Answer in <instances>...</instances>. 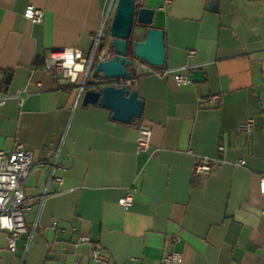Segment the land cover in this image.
Instances as JSON below:
<instances>
[{
	"label": "crops",
	"instance_id": "obj_1",
	"mask_svg": "<svg viewBox=\"0 0 264 264\" xmlns=\"http://www.w3.org/2000/svg\"><path fill=\"white\" fill-rule=\"evenodd\" d=\"M166 1L135 0L165 33L167 74L137 79L143 116L125 125L97 105L74 109L77 87L43 70L49 50L91 53L111 0H0V90L29 93L22 105L10 98L0 107V150L21 145L36 165L69 128L63 182L35 169L24 216L33 234L12 253L0 232V264H96V246L109 264H160L171 253L180 264H264V0ZM29 5L45 11L42 24L23 17ZM147 28L135 23L136 43ZM195 71L203 82H176ZM218 94L219 108L199 106ZM249 119L253 133L240 134ZM142 122L153 135L137 154ZM196 157L213 160L210 174H195ZM131 189L125 210L118 202Z\"/></svg>",
	"mask_w": 264,
	"mask_h": 264
},
{
	"label": "built area",
	"instance_id": "obj_2",
	"mask_svg": "<svg viewBox=\"0 0 264 264\" xmlns=\"http://www.w3.org/2000/svg\"><path fill=\"white\" fill-rule=\"evenodd\" d=\"M116 0H111L109 8L104 15L103 24L99 34L96 37L94 49L89 54L75 48H67L63 50H49L45 57V65L43 70L53 73L57 82L67 81L70 85L77 87V96L74 103L76 109L82 102L83 95L88 89H100V87L112 85L114 87H123L128 85L135 87L137 79L144 75H153L162 77L167 73L162 72L157 67H152L140 60L132 66V76L129 79L107 80L105 78L98 80L94 74L95 66L100 61L110 59L111 33L110 26L112 22V13ZM171 1L167 0L165 8L171 5ZM23 17L33 24H42L45 20V11L36 8L33 5L27 6L23 13ZM194 55V52H190ZM189 70V68H185ZM175 80L180 85L191 84L190 74L176 75ZM29 93L24 89L14 95H8L0 90V107L6 105L10 98H15L24 103ZM200 107L219 108L221 104V96L211 95L200 98L198 100ZM255 122L253 119L247 120L239 127V133L250 135L254 131ZM153 131L152 128L145 122H142L138 128L137 136V154L147 153L151 147ZM69 137V128L67 127L60 136L59 142L53 148L52 155L38 164H34V157L31 151L26 150L23 146L17 145L11 151L0 150V232H5L8 235V249L12 253L17 251V242L23 235H27V241L30 242L33 234V229H29L25 223V212L27 197L25 189L28 181L37 167L44 170L47 174L49 184L53 181L61 184L63 178L58 176V172H64L62 166L63 159L66 158V143ZM53 145H50L51 148ZM224 147L221 146L220 150ZM237 166L243 167L246 165L245 160H240L235 163ZM214 168L213 160L208 157H196L194 172L197 175H208ZM260 192L264 195V174L260 181ZM45 198H41L39 206ZM119 205L128 210L134 204V190L128 191L125 197L119 200ZM54 229L58 228V223H52ZM61 233L66 234L64 229ZM73 234H78L76 228L72 230ZM80 243H87V237H79ZM28 244L25 248L27 251ZM92 260L96 264H109V257L102 253L100 246H96L91 254ZM182 255L179 253H171L165 255L160 264H180ZM73 264H80L78 262Z\"/></svg>",
	"mask_w": 264,
	"mask_h": 264
},
{
	"label": "water",
	"instance_id": "obj_3",
	"mask_svg": "<svg viewBox=\"0 0 264 264\" xmlns=\"http://www.w3.org/2000/svg\"><path fill=\"white\" fill-rule=\"evenodd\" d=\"M154 15L155 11L152 9L137 8L135 0L117 1L110 26L112 37L110 49L114 55L95 66V76H102L110 81L131 78L132 72L129 69L134 61L128 57V43L133 35L135 23L148 28L145 41L137 42L134 47V57L152 67L165 66V33L152 27ZM204 78L202 71H195L190 75L193 82H203ZM82 105L84 107L97 105L106 109L112 113L114 121L125 125L140 120L144 111V102L140 99L138 91L128 85L123 87L107 85L100 89H88L83 95Z\"/></svg>",
	"mask_w": 264,
	"mask_h": 264
},
{
	"label": "trees",
	"instance_id": "obj_4",
	"mask_svg": "<svg viewBox=\"0 0 264 264\" xmlns=\"http://www.w3.org/2000/svg\"><path fill=\"white\" fill-rule=\"evenodd\" d=\"M110 53H111V57H112V56L114 55L112 49H111ZM128 57H129V58H132V57H133L132 36H131V38H130V40H129V43H128Z\"/></svg>",
	"mask_w": 264,
	"mask_h": 264
},
{
	"label": "rangeland",
	"instance_id": "obj_5",
	"mask_svg": "<svg viewBox=\"0 0 264 264\" xmlns=\"http://www.w3.org/2000/svg\"><path fill=\"white\" fill-rule=\"evenodd\" d=\"M132 44H133V57H132V59H133L134 63H138V62H140V60H138L134 57V47L136 45V34L134 33V30H133V35H132ZM108 47L110 48V45L107 46V48ZM130 69L132 70V67Z\"/></svg>",
	"mask_w": 264,
	"mask_h": 264
}]
</instances>
